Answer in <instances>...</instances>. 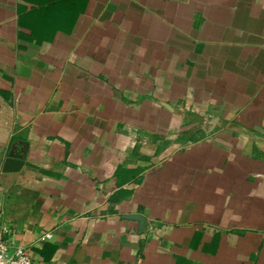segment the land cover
<instances>
[{
	"label": "crops",
	"instance_id": "1",
	"mask_svg": "<svg viewBox=\"0 0 264 264\" xmlns=\"http://www.w3.org/2000/svg\"><path fill=\"white\" fill-rule=\"evenodd\" d=\"M0 210L32 264H264V0H0Z\"/></svg>",
	"mask_w": 264,
	"mask_h": 264
},
{
	"label": "built area",
	"instance_id": "2",
	"mask_svg": "<svg viewBox=\"0 0 264 264\" xmlns=\"http://www.w3.org/2000/svg\"><path fill=\"white\" fill-rule=\"evenodd\" d=\"M10 236L11 228L0 218V264H32L28 250L22 246H12Z\"/></svg>",
	"mask_w": 264,
	"mask_h": 264
}]
</instances>
